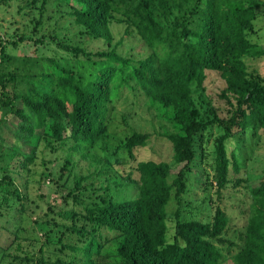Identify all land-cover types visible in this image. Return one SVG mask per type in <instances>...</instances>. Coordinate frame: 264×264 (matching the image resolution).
<instances>
[{
	"label": "trees",
	"instance_id": "obj_1",
	"mask_svg": "<svg viewBox=\"0 0 264 264\" xmlns=\"http://www.w3.org/2000/svg\"><path fill=\"white\" fill-rule=\"evenodd\" d=\"M27 2L39 14L30 34H0V128L10 115L17 118L12 142L0 135V240L5 238L0 264H222L227 258L264 264V170L248 173L247 156L237 151L246 134L264 128V75L247 66L249 58L264 57V48L251 38L258 32L256 20L264 17V0ZM49 2L73 16L69 23L77 28L64 23L58 33L55 22L49 36L32 40L44 27ZM112 23L138 35L151 52L141 59L118 53ZM25 40L42 47L53 43L54 53L69 55L16 63L9 49ZM87 40L107 48L88 50ZM210 71L223 82L222 108L210 98L205 103L195 99ZM124 86H137L157 116L167 118L162 134L172 150L169 161H139L126 176L119 167L135 159L134 148L146 146L152 134L113 132V151L107 153L106 141L104 153L97 150L102 131H110L111 103ZM122 120L129 126L126 115ZM233 137L242 142L229 152ZM67 139L72 140L70 151L54 177L48 167L53 160L45 159L40 147L55 152ZM74 154L88 159L94 174L105 176L96 192L82 185L87 177L79 174L63 194L66 182L60 180L72 173ZM37 163L44 165L39 186L50 177L62 202L48 201L47 212L36 218L38 225L49 227L42 236L37 230L28 235L23 227L37 201L28 193ZM189 181L214 186L220 201L233 202L244 219L242 228L231 225L225 203L216 204L210 219L197 218L193 205L188 215L182 205L191 204ZM112 186L118 191L132 186L135 192L120 199ZM173 201L174 209L168 206Z\"/></svg>",
	"mask_w": 264,
	"mask_h": 264
},
{
	"label": "rangeland",
	"instance_id": "obj_2",
	"mask_svg": "<svg viewBox=\"0 0 264 264\" xmlns=\"http://www.w3.org/2000/svg\"><path fill=\"white\" fill-rule=\"evenodd\" d=\"M51 1V0H50ZM39 4V2H37ZM27 2V0H11L9 4H1L0 5V34L2 36L4 34L12 35V34H21L22 32L29 33L32 31L33 25H35V19L38 18V12L31 11V8ZM65 5L62 4L61 10H65ZM22 7V8H19ZM33 7V6H32ZM45 13L43 19H45L44 27L37 32V35L33 37L34 39H40L45 36H49L52 32L53 24L55 22L59 23L54 28L56 32H61V27H63L64 23H68V27L74 31L77 28L75 24H70L69 22L72 20L73 16L66 15L65 13L58 12L57 6L52 3L46 4ZM256 25L258 32L252 36V40L255 43H259L260 46L264 48V17L261 16L256 20ZM57 26H59L57 28ZM111 29L113 32V42H120L116 46V51L121 55L141 59L147 56L151 50L146 46L144 41L136 34H125V26L122 24L112 23ZM43 39V40H44ZM43 45V44H42ZM85 47L88 50L96 51L99 48H107L101 41H86ZM56 47L53 43H49L47 47H42L40 44H34L32 41L25 40L21 42L16 48L9 49V52L12 53L14 60L16 63L22 65H28L31 62L35 61L37 56L42 58H59L68 56L69 54L63 50H59L57 53H54ZM28 57L27 61L23 62V58ZM59 60V59H58ZM248 71L256 70L261 75H264V57L259 58H249L247 60ZM31 74L29 71L27 75ZM130 83L135 86L134 81H130ZM223 82L221 77L216 71H210L207 77L204 79L203 89H198L195 92V99L198 102L205 103V101L212 99V103L215 106H219L222 108L226 106V102L221 99L218 95L221 90ZM113 104V108L111 109L108 115V125L109 130L112 131H102V135L100 136V141L97 144V150L99 154L103 152V144L102 141H106L108 145L107 153L113 151V148L116 145L115 137L117 136L115 133L120 135L129 134L132 130H138L141 132H148L152 134L150 136L149 143L146 146L134 148L135 159H126L123 165L119 167V172L126 176L127 173L133 166H136L137 162L147 159H153L159 161L160 159H164L169 161L171 157V147L170 142L167 139L163 138V128H165V124L167 125V118L158 117V112L154 107L149 105L147 98L144 96L142 91L136 87L124 86L121 90V96L118 100H116ZM221 112V109L219 110ZM3 114V109L0 107V115ZM225 112H222L224 114ZM122 115H126V121L129 126L124 124L122 120ZM17 120L13 115L9 116L8 122L1 126L0 135L5 138V143L9 144L13 140V123ZM115 132V133H113ZM105 133V135H104ZM245 137V136H244ZM117 138V137H116ZM212 139V138H211ZM117 140V139H116ZM72 140L67 139L65 144L61 145L58 151L52 152L48 147L41 146L40 149L44 154V158L48 160H53L52 163L48 164L49 170H53L55 174L54 177H57L61 164L64 161L65 154L67 151H70ZM207 144V147L211 145ZM242 140L233 137L232 140L227 142L228 151L231 152L234 147H238L239 143ZM244 145L239 146L238 150H244L243 155L247 156V160L245 162V168L248 173L252 175L260 174L264 170V128L259 129L254 136L251 134H246L245 139L243 140ZM200 150V148L198 149ZM120 155L124 156L123 153ZM74 159L77 162L75 166L72 168V173L69 174L66 178L65 175L60 180V182L65 181L63 188V194H66L67 187L75 182V176L82 174L87 177L86 181H83L82 185L87 186L89 191L94 193L100 184L105 179V176H98L92 172L94 169L93 166L89 165V160L86 158L80 157L78 154H74ZM212 161V159L210 158ZM209 160V162H210ZM39 162V160H38ZM203 166H206L205 164ZM208 168V172L211 173V169ZM44 170V165L39 166L35 165L33 167L34 173L33 179L29 182V196L37 201L34 205L29 209L28 214L29 217L23 222V227L29 229L28 235H30L34 230L38 231V235H43L45 231L48 230L49 227H43L38 225L36 222V218L38 216H43L48 210V201L55 202L56 204L61 205L62 202L60 200V193H58L55 188L56 184L52 181L50 177H45V180L42 181L39 186L38 179L39 173ZM47 172V171H45ZM138 174L137 171L133 173V177ZM65 179V180H64ZM258 179L253 180V182H257ZM17 182H23V179L17 176ZM189 192L186 195V199L191 202V204L186 208V205H182L184 209H186L188 215L190 213L189 207L193 205L192 212L199 219H210L212 215L213 209L215 208L217 203H225L227 206V212L231 216V225L235 229H241L244 223V219L240 216L238 207L234 205L233 202L222 199L221 201L218 199L214 186L206 185L205 187L200 183L189 181ZM53 188V189H51ZM114 192H118L117 197L123 199L122 197H128L134 194L135 190L132 186L126 187L122 190H117L115 186H112ZM50 190H53L51 193ZM42 195V197H40ZM87 194L84 195V198L87 200ZM57 199L54 201V199ZM118 200V199H117ZM185 202V201H184ZM177 203L173 201V205H168L170 208L174 209L177 206ZM33 230V231H32ZM25 235V234H24ZM52 238L57 237V235H53L52 232L49 233ZM235 232L232 229L231 238L234 239ZM5 238L0 240V242H4ZM26 244V241H23ZM1 246V243H0ZM1 255V251H0ZM6 263V261L4 262ZM222 264H236L233 258H227L223 261Z\"/></svg>",
	"mask_w": 264,
	"mask_h": 264
}]
</instances>
